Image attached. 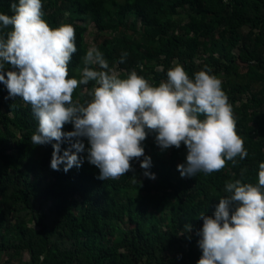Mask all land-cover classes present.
<instances>
[{
	"label": "trees",
	"instance_id": "obj_1",
	"mask_svg": "<svg viewBox=\"0 0 264 264\" xmlns=\"http://www.w3.org/2000/svg\"><path fill=\"white\" fill-rule=\"evenodd\" d=\"M11 2L0 0V14L12 15ZM41 3L51 28L70 24L75 29L69 78H79L84 67L86 23H93L101 37L109 35L97 49L110 67L136 70L154 86L175 64L190 78L210 69L222 81L248 155L218 172L181 177L177 165L186 163V146L161 150L152 140L156 133L146 129L141 146L151 158L148 171L154 179L144 175L138 181L135 164L143 156L119 179H97L99 169L86 159V139L85 152L78 154L82 165L56 171L50 168L51 144L31 142L38 126L31 106L9 97L0 82V252L20 257L19 264H197L201 215L213 216L226 182L256 184L264 162V0ZM182 13L185 23L175 18ZM10 30L0 29V37ZM123 52L128 55L121 64ZM8 70L13 69L6 65L0 74L7 78ZM84 87L75 90L74 101L90 99L82 94ZM62 131H73V125ZM68 147L61 144L62 151Z\"/></svg>",
	"mask_w": 264,
	"mask_h": 264
},
{
	"label": "clouds",
	"instance_id": "obj_2",
	"mask_svg": "<svg viewBox=\"0 0 264 264\" xmlns=\"http://www.w3.org/2000/svg\"><path fill=\"white\" fill-rule=\"evenodd\" d=\"M41 0H14L12 15L0 14V74L9 97H21L31 106L38 122L31 136L34 145L51 144L50 168L68 172L86 159L99 169L100 180H117L132 171L131 161L144 157V175L151 158L141 142L155 132L161 150L186 146V163L178 164L181 177L211 174L247 157L243 138L236 131L232 105L222 81L211 70H200L190 78L175 64L158 86L131 70L121 78L95 46L83 57L79 78H69L68 65L76 53L75 29L70 24L51 28L42 18ZM123 52L118 63H124ZM93 82L91 88H87ZM90 97L73 100L78 87ZM203 117V119H201ZM71 123L73 131L62 128ZM55 141V143H53ZM68 148L61 150V144ZM242 170L241 177H243ZM258 182L228 181L213 216L201 215L197 232L202 256L197 264H264V162L259 163ZM191 231V226H185Z\"/></svg>",
	"mask_w": 264,
	"mask_h": 264
},
{
	"label": "rangeland",
	"instance_id": "obj_3",
	"mask_svg": "<svg viewBox=\"0 0 264 264\" xmlns=\"http://www.w3.org/2000/svg\"><path fill=\"white\" fill-rule=\"evenodd\" d=\"M176 20H178L179 22L185 23L187 21V15L185 13H182L179 16L175 17ZM86 32H85V44L90 48L92 46H95L97 48L98 44H100V42L104 39V36H109V35H104L101 37V35L98 33L97 29L95 28V26L93 25V23H86ZM197 62H200V59L197 60ZM242 67H245V65L241 64ZM120 75L121 78H125L127 75V72L124 70H118L116 69ZM149 82V81H148ZM150 83V82H149ZM151 84V83H150ZM156 136V134H155ZM155 136L152 138V140L155 141ZM167 158V157H165ZM136 169H138V181H144L145 180V176L144 173H141V167H140V162L137 161L136 164ZM28 259V257L25 255L23 257V261H26ZM21 260L20 257L18 256H12L11 254L5 253V252H0V264H19V261Z\"/></svg>",
	"mask_w": 264,
	"mask_h": 264
}]
</instances>
